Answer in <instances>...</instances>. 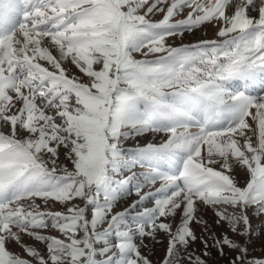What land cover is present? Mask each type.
<instances>
[{
    "label": "snow or ice",
    "instance_id": "6c2138e0",
    "mask_svg": "<svg viewBox=\"0 0 264 264\" xmlns=\"http://www.w3.org/2000/svg\"><path fill=\"white\" fill-rule=\"evenodd\" d=\"M0 129V264H264V0H0Z\"/></svg>",
    "mask_w": 264,
    "mask_h": 264
},
{
    "label": "rangeland",
    "instance_id": "374dc122",
    "mask_svg": "<svg viewBox=\"0 0 264 264\" xmlns=\"http://www.w3.org/2000/svg\"><path fill=\"white\" fill-rule=\"evenodd\" d=\"M208 39V38H215V31L213 27L209 26L207 28H204L202 30H196L194 34H188L187 38L185 39V43H195L198 39ZM169 43H173V41L170 39L168 41ZM175 46H179V41H175ZM139 58V57H137ZM0 131L7 132V129H0ZM63 159V157H61ZM136 199L135 195L128 197L125 201L120 202L118 205V210H123L124 207L127 206L128 203H130L132 200ZM148 206H152L149 204ZM250 212V220L252 224L253 229V243L250 245L249 248V259H253L256 257L261 256L264 254V250L261 248V240L257 237L256 234H259L264 230V215H255L252 214V210H249ZM200 215L203 217V219L207 220L209 224L211 225L214 220V214L212 213L211 209H208L206 207H202L200 210ZM193 230L199 235L201 231L200 225L193 224L192 225ZM213 227H215L213 225ZM219 231V229H217ZM52 234H55L53 231ZM231 238L239 240L240 237H238L237 234L230 233ZM158 239L161 241V243L156 244L155 247L152 249V252L150 253L151 259L153 260L154 264H158V262L162 259L165 251L166 241L163 239L162 236L158 237ZM149 242L146 240V243ZM193 251L196 254H200L202 251V245H200L198 242L197 244L193 245ZM217 264H226V261L223 257H216Z\"/></svg>",
    "mask_w": 264,
    "mask_h": 264
}]
</instances>
